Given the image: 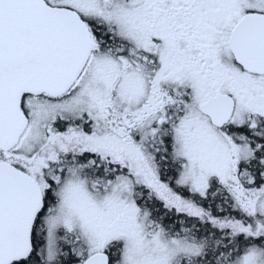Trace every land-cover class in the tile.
I'll return each mask as SVG.
<instances>
[{"label":"snow or ice","instance_id":"1","mask_svg":"<svg viewBox=\"0 0 264 264\" xmlns=\"http://www.w3.org/2000/svg\"><path fill=\"white\" fill-rule=\"evenodd\" d=\"M0 264H264V0H0Z\"/></svg>","mask_w":264,"mask_h":264}]
</instances>
